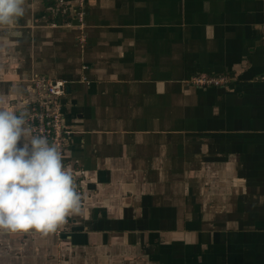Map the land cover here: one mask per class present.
I'll return each mask as SVG.
<instances>
[{
  "label": "crops",
  "instance_id": "1",
  "mask_svg": "<svg viewBox=\"0 0 264 264\" xmlns=\"http://www.w3.org/2000/svg\"><path fill=\"white\" fill-rule=\"evenodd\" d=\"M85 4L84 26L59 0L0 26V108L66 83L81 191L53 232L0 229V264H264V0Z\"/></svg>",
  "mask_w": 264,
  "mask_h": 264
},
{
  "label": "clouds",
  "instance_id": "2",
  "mask_svg": "<svg viewBox=\"0 0 264 264\" xmlns=\"http://www.w3.org/2000/svg\"><path fill=\"white\" fill-rule=\"evenodd\" d=\"M24 2L0 0V26L22 17ZM79 202L60 150L32 134L25 113L0 108V229L53 232L70 212L80 211Z\"/></svg>",
  "mask_w": 264,
  "mask_h": 264
},
{
  "label": "built area",
  "instance_id": "3",
  "mask_svg": "<svg viewBox=\"0 0 264 264\" xmlns=\"http://www.w3.org/2000/svg\"><path fill=\"white\" fill-rule=\"evenodd\" d=\"M61 6L66 10H71L77 16L81 26H84L86 17L85 0H59ZM227 78L201 76L194 80L196 86H219L227 82ZM66 83L63 81H51L45 77H38L34 81L35 93L38 97L36 110L31 111L26 116L33 135H41L53 143L61 152L64 165L66 152V120L62 112L61 98L66 94ZM73 176V175H72ZM74 187L77 193L81 191L77 186V181L73 176Z\"/></svg>",
  "mask_w": 264,
  "mask_h": 264
}]
</instances>
